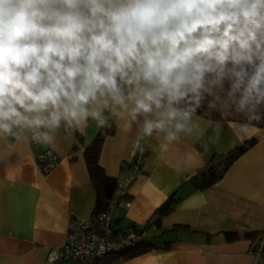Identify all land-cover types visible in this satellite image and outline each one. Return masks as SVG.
Instances as JSON below:
<instances>
[{"label": "clouds", "instance_id": "clouds-1", "mask_svg": "<svg viewBox=\"0 0 264 264\" xmlns=\"http://www.w3.org/2000/svg\"><path fill=\"white\" fill-rule=\"evenodd\" d=\"M205 105L264 122V0H0V134L51 144L114 112L167 151Z\"/></svg>", "mask_w": 264, "mask_h": 264}, {"label": "crops", "instance_id": "crops-1", "mask_svg": "<svg viewBox=\"0 0 264 264\" xmlns=\"http://www.w3.org/2000/svg\"><path fill=\"white\" fill-rule=\"evenodd\" d=\"M107 120L115 130L98 155L107 176L121 182L135 142L147 146L140 173L112 211L114 236L136 228L156 245L112 264H264V127L242 133L229 120L203 117L202 137L182 136L162 151L160 138L142 136L127 114L109 112ZM216 121L222 124L218 138ZM100 126L90 120L76 130L79 135L60 131L51 144L28 145L22 133L0 134V264H76L51 262L48 253L63 247L70 218L94 212L96 190L83 153ZM249 139L253 143L218 181L204 189L188 182L213 153ZM45 149L58 162L41 173L35 155Z\"/></svg>", "mask_w": 264, "mask_h": 264}, {"label": "built area", "instance_id": "built-area-1", "mask_svg": "<svg viewBox=\"0 0 264 264\" xmlns=\"http://www.w3.org/2000/svg\"><path fill=\"white\" fill-rule=\"evenodd\" d=\"M25 141L28 145L36 143ZM146 152V144L136 141L123 180L117 184L106 208L93 212L88 219L70 218L63 247L51 248L48 253L49 261L71 260L76 264H96L106 255L122 252L131 247L141 238L142 231L136 228H128L115 237L112 211L122 203L126 195V186L140 173ZM35 161L37 169L41 173H47L56 165L58 157L52 149H45L35 155Z\"/></svg>", "mask_w": 264, "mask_h": 264}, {"label": "trees", "instance_id": "trees-1", "mask_svg": "<svg viewBox=\"0 0 264 264\" xmlns=\"http://www.w3.org/2000/svg\"><path fill=\"white\" fill-rule=\"evenodd\" d=\"M198 115H201L210 120H222L218 112H212L210 115L207 114L206 105L204 108L198 110ZM242 119L243 117L240 115H233L227 120L240 121ZM254 126L264 127V122L254 124ZM114 130V123L111 120H107L105 124L99 127L97 134L94 136L93 140L85 147L83 153L90 180L96 190L94 212L104 210L106 208L108 200L118 184V182L114 178L109 177L104 173L102 167L98 163V155L102 142L106 136L113 134ZM75 132L79 135L77 131ZM252 143L253 140L249 139L243 144L235 146L226 152L213 153L204 163V165L196 170V172L192 176H190L188 182H190V184L195 189H204L212 185L223 176L228 167L236 160V158L240 156V154L246 149V147L251 145ZM166 205L167 203H165L163 207L165 208ZM184 228H186L191 233L195 232L187 226H184ZM138 230L142 231L140 229ZM228 236L231 237L232 235L228 234ZM152 246L156 245L146 241L143 236H141V238L137 240L131 247L123 250L122 252L106 255L103 258L106 259V264H112V261L115 259L129 258L136 253L147 250Z\"/></svg>", "mask_w": 264, "mask_h": 264}]
</instances>
